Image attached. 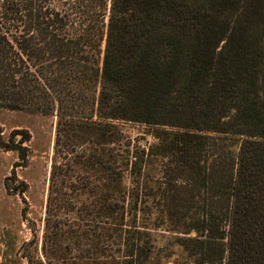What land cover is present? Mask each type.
<instances>
[{
  "label": "trees",
  "instance_id": "16d2710c",
  "mask_svg": "<svg viewBox=\"0 0 264 264\" xmlns=\"http://www.w3.org/2000/svg\"><path fill=\"white\" fill-rule=\"evenodd\" d=\"M240 1L0 0V110L57 117L48 211L264 264V0L224 30Z\"/></svg>",
  "mask_w": 264,
  "mask_h": 264
},
{
  "label": "rangeland",
  "instance_id": "374dc122",
  "mask_svg": "<svg viewBox=\"0 0 264 264\" xmlns=\"http://www.w3.org/2000/svg\"><path fill=\"white\" fill-rule=\"evenodd\" d=\"M53 4L60 9L62 0ZM246 7L241 0V11L222 17L224 30L230 19L241 25L252 22ZM250 31H258L257 25ZM56 122L55 114L0 110V264H193L195 258L176 244L181 235L165 224L143 222L149 236L142 240L149 244L141 245L150 249L148 258L147 252H132L130 233L119 238L114 228L96 226L92 221L98 220L97 213L85 216L81 208L69 213L61 204L48 211ZM130 130L133 135L141 132L137 127ZM141 223L139 216L128 219L132 227Z\"/></svg>",
  "mask_w": 264,
  "mask_h": 264
}]
</instances>
